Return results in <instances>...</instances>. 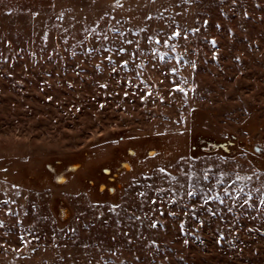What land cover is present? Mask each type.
<instances>
[{
  "label": "rangeland",
  "instance_id": "obj_1",
  "mask_svg": "<svg viewBox=\"0 0 264 264\" xmlns=\"http://www.w3.org/2000/svg\"><path fill=\"white\" fill-rule=\"evenodd\" d=\"M0 264H264V0H0Z\"/></svg>",
  "mask_w": 264,
  "mask_h": 264
}]
</instances>
